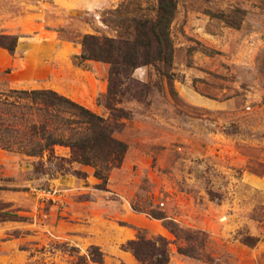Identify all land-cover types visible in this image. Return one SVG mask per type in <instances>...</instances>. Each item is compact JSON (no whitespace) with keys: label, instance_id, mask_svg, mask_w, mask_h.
Wrapping results in <instances>:
<instances>
[{"label":"rangeland","instance_id":"rangeland-1","mask_svg":"<svg viewBox=\"0 0 264 264\" xmlns=\"http://www.w3.org/2000/svg\"><path fill=\"white\" fill-rule=\"evenodd\" d=\"M155 4L0 0V33L19 36L14 54L0 46V93L58 91L128 145L107 190L92 167L38 174L0 147V213L16 215L0 222V264H75L92 246L103 264H140L123 248L140 235L166 237L170 264H264V0H177L173 61L137 69L145 100L112 111L110 65L82 60L83 38L117 36L106 12Z\"/></svg>","mask_w":264,"mask_h":264},{"label":"trees","instance_id":"trees-1","mask_svg":"<svg viewBox=\"0 0 264 264\" xmlns=\"http://www.w3.org/2000/svg\"><path fill=\"white\" fill-rule=\"evenodd\" d=\"M154 1L152 16L124 15L123 5L106 12L111 15L108 21H112L116 37L86 35L83 38L82 60L110 65L106 100L112 111H118L117 105L125 101L145 100L150 87L134 77L137 69L173 61L171 27L177 13V0ZM18 42L19 36L0 33V46L11 54L16 52ZM115 132L109 120L53 89L0 93V147L39 159L35 166L38 174H67L72 172L73 164L88 166L102 181L98 187L107 190L111 172L122 166L128 151V145L118 139ZM58 147L68 148L70 157L58 156ZM74 173L79 178L88 177L82 171ZM10 217L16 215L1 212L0 222ZM123 248L140 264H170L172 258L171 242L164 236L140 235ZM180 252L187 253L182 248ZM89 260L103 264L105 255L99 247L92 246L89 257L79 256L75 264H89Z\"/></svg>","mask_w":264,"mask_h":264}]
</instances>
